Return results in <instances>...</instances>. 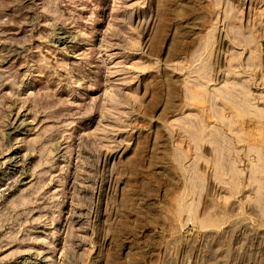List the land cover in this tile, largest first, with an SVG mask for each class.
<instances>
[{"label":"rangeland","instance_id":"rangeland-1","mask_svg":"<svg viewBox=\"0 0 264 264\" xmlns=\"http://www.w3.org/2000/svg\"><path fill=\"white\" fill-rule=\"evenodd\" d=\"M0 264H264V0H0Z\"/></svg>","mask_w":264,"mask_h":264}]
</instances>
